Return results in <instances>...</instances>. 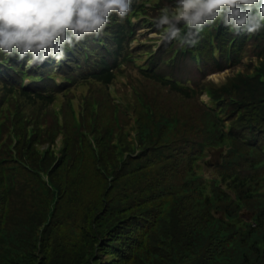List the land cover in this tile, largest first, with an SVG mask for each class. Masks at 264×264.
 Returning <instances> with one entry per match:
<instances>
[{
    "label": "trees",
    "instance_id": "obj_1",
    "mask_svg": "<svg viewBox=\"0 0 264 264\" xmlns=\"http://www.w3.org/2000/svg\"><path fill=\"white\" fill-rule=\"evenodd\" d=\"M158 123L154 131L147 118L140 123L145 153L139 164L121 163L131 175L124 181H108L104 159L100 168L88 163L69 178L54 170L53 187L22 170L0 171V264H264V158L246 147L240 165L231 155L207 162L200 175L195 130L183 135L166 117ZM19 139V155L41 167L36 140ZM113 140L100 139L99 146L117 163L135 149L128 137ZM242 208L255 211L250 222L239 217ZM101 251L112 259L103 261Z\"/></svg>",
    "mask_w": 264,
    "mask_h": 264
},
{
    "label": "clouds",
    "instance_id": "obj_2",
    "mask_svg": "<svg viewBox=\"0 0 264 264\" xmlns=\"http://www.w3.org/2000/svg\"><path fill=\"white\" fill-rule=\"evenodd\" d=\"M133 0H0V63L15 56L26 69L49 57L57 63L86 36L99 37L115 14L130 16ZM221 20L230 31L254 35L264 29V0H176L174 15L167 9L155 20L161 41L195 46L205 25ZM184 25V29L180 25ZM206 103L211 97L204 94Z\"/></svg>",
    "mask_w": 264,
    "mask_h": 264
},
{
    "label": "rangeland",
    "instance_id": "obj_3",
    "mask_svg": "<svg viewBox=\"0 0 264 264\" xmlns=\"http://www.w3.org/2000/svg\"><path fill=\"white\" fill-rule=\"evenodd\" d=\"M228 73L226 72L225 74L222 73V74H215L213 75V77L217 80H222L223 78L226 77ZM100 254V257L102 258L103 261H110L112 259L111 256L109 255H106L103 251L99 252L98 255Z\"/></svg>",
    "mask_w": 264,
    "mask_h": 264
}]
</instances>
